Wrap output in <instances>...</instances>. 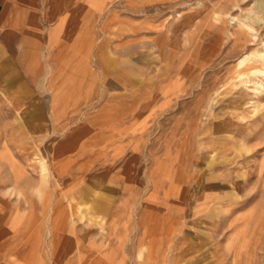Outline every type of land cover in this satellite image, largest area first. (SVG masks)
I'll return each mask as SVG.
<instances>
[{"label":"rangeland","instance_id":"374dc122","mask_svg":"<svg viewBox=\"0 0 264 264\" xmlns=\"http://www.w3.org/2000/svg\"><path fill=\"white\" fill-rule=\"evenodd\" d=\"M78 247L264 264V0H0V264Z\"/></svg>","mask_w":264,"mask_h":264},{"label":"crops","instance_id":"0c3cea01","mask_svg":"<svg viewBox=\"0 0 264 264\" xmlns=\"http://www.w3.org/2000/svg\"><path fill=\"white\" fill-rule=\"evenodd\" d=\"M44 214L45 216H43V218L47 219L49 217L48 211H45ZM94 218H99V217H94ZM8 233H9L8 230H4L3 232L4 235H7ZM69 243H70V240L64 237V242H62L61 245L59 246L57 250L58 251L57 254L55 255V257L51 255L50 258L55 260L57 263H61L63 258L67 254L72 252L75 247L73 245H70ZM30 244H31V251L36 250L37 249L36 247H39L38 242H32ZM16 248H17L16 245H13L11 242H9L6 246H4V250L7 249L8 251H11V250L14 251L16 250ZM48 250H52V244H48ZM77 250L78 252H77L76 258L73 260H68L65 264H94L93 254H88L86 257H84L80 252V247H78ZM75 251H76V248H75Z\"/></svg>","mask_w":264,"mask_h":264}]
</instances>
